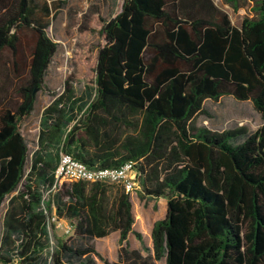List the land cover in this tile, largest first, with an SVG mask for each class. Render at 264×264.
<instances>
[{
	"label": "trees",
	"instance_id": "obj_1",
	"mask_svg": "<svg viewBox=\"0 0 264 264\" xmlns=\"http://www.w3.org/2000/svg\"><path fill=\"white\" fill-rule=\"evenodd\" d=\"M256 13L236 27L213 0H123L97 30L94 95L76 97L64 84L43 112L26 175L21 129L58 44L47 34L46 2L0 0V209L9 198L0 262L264 264V0ZM223 97L251 102L262 126L197 127L205 101ZM61 152L90 169L135 164L140 199L166 200L152 250L134 231L130 195L119 185L57 178ZM41 186L51 189L47 203ZM53 218L70 222L73 239L51 248ZM114 232L116 263L81 244ZM130 234L141 251L130 250Z\"/></svg>",
	"mask_w": 264,
	"mask_h": 264
},
{
	"label": "rangeland",
	"instance_id": "obj_2",
	"mask_svg": "<svg viewBox=\"0 0 264 264\" xmlns=\"http://www.w3.org/2000/svg\"><path fill=\"white\" fill-rule=\"evenodd\" d=\"M40 4L46 2L50 6V16L47 18L50 27L47 30L49 38L58 44L57 52L48 69L45 85L38 93L36 109L32 116L24 122L21 132L29 146V157L26 165L28 175L33 161V154L37 147L40 130L41 111L50 105L55 95H61L64 84L67 82L76 97L82 96L86 90L94 95L96 57L100 41L97 30L117 15L123 0H37ZM258 0H237L232 5L227 0H213L215 5L227 13L232 24L239 27L245 18H255L256 3ZM193 123L197 127H205L213 132H224L238 128H245L248 133H254L263 124L260 115L255 111L249 101H238L232 97H223L218 102L205 101L203 113L197 116ZM40 192L43 200H50L51 189L41 186ZM141 191L138 189L130 195L133 214L137 221L136 229L141 226H151L156 220L165 217L166 205L161 200L147 198L140 199ZM9 198L5 200L0 209V240L3 233L4 216L7 211ZM51 237L50 246L53 248L56 240H72L73 228L70 222L66 224L56 220L49 223ZM80 244L78 241H74ZM130 248H135L138 240L130 236ZM149 241L146 239V245ZM81 244L94 246L97 253L110 263L118 261L117 235H111L102 240L84 241ZM145 254H147L145 252ZM86 264H104L92 256ZM15 258L11 264H18ZM0 264H5L0 262ZM158 264H165L164 261Z\"/></svg>",
	"mask_w": 264,
	"mask_h": 264
},
{
	"label": "built area",
	"instance_id": "obj_3",
	"mask_svg": "<svg viewBox=\"0 0 264 264\" xmlns=\"http://www.w3.org/2000/svg\"><path fill=\"white\" fill-rule=\"evenodd\" d=\"M56 175L68 181L119 185L129 195L139 189V174L131 162L114 169H90L72 155L61 152Z\"/></svg>",
	"mask_w": 264,
	"mask_h": 264
},
{
	"label": "crops",
	"instance_id": "obj_4",
	"mask_svg": "<svg viewBox=\"0 0 264 264\" xmlns=\"http://www.w3.org/2000/svg\"><path fill=\"white\" fill-rule=\"evenodd\" d=\"M51 105V104H50ZM50 105H48L47 107H49ZM46 107V108H47ZM46 108H44V109H42V111H41V118H42V115H43V112H44V110L46 109ZM35 109H36V106H35ZM35 109H34V111H35ZM34 113V112H33ZM162 199V198H161ZM161 199H159V200H161ZM158 199H154V201L156 202ZM164 201H165V205H166V200L164 199ZM165 216H166V210H165ZM165 218V217H164ZM163 218V219H164ZM162 220V219H161ZM157 221H159V220H156V221H154L153 223H152V225L151 226H141L139 229H136V224H137V221H135V225H134V231H136V232H138V233H140L141 235H142V237H143V242H144V244L146 245V239L149 241V243L146 245V247L148 248V249H150V250H152V239H151V231H152V228H153V226H154V224L157 222ZM62 223H64V224H66L68 221H61ZM111 235H117V240L119 241V232H114V233H112ZM111 235H109V236H111ZM108 236V237H109ZM130 236H133V237H135V235L134 234H130L129 235V237H128V241H129V239H130ZM105 238H107V237H105ZM105 238H103V239H105ZM136 238V237H135ZM96 240H102V239H96ZM139 242V241H138ZM129 243V242H128ZM129 247H130V245H129ZM119 248H120V246H119V243H118V250H119ZM130 250L131 251H141L142 250V244L139 242L136 246H135V248H130ZM96 251H97V249H96ZM152 253V252H151ZM142 254L144 255V256H147L148 255V253L147 254H145V252H143L142 251Z\"/></svg>",
	"mask_w": 264,
	"mask_h": 264
}]
</instances>
